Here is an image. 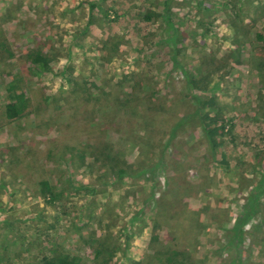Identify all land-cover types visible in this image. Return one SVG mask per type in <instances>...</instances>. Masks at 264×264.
<instances>
[{"label": "rangeland", "instance_id": "1", "mask_svg": "<svg viewBox=\"0 0 264 264\" xmlns=\"http://www.w3.org/2000/svg\"><path fill=\"white\" fill-rule=\"evenodd\" d=\"M263 40L264 0H0V264H264Z\"/></svg>", "mask_w": 264, "mask_h": 264}, {"label": "trees", "instance_id": "2", "mask_svg": "<svg viewBox=\"0 0 264 264\" xmlns=\"http://www.w3.org/2000/svg\"><path fill=\"white\" fill-rule=\"evenodd\" d=\"M263 43H264V40H263ZM34 54H35L34 56L33 54L30 55V61L33 63V65L43 68L46 62L45 57L41 56L37 52H35ZM7 91H8V101L5 104V114H6V117L13 119L17 117L19 114L18 104L23 102L25 98H24L23 93H20L16 90V86L14 82H10L8 84ZM194 101L196 103L195 112L199 115L202 121V125H203L202 127L204 130V133L206 134L208 141L213 148L217 146L218 144V141L216 140L215 136L221 134L220 126L215 125L213 120H211L210 112L208 110L204 111V109L205 107H209V108L213 107L214 98L210 96L204 99L201 96L195 95ZM42 185L45 187V191L47 190H48L47 192L50 191V187L46 181H43ZM49 199L53 200V198H50V197ZM155 237L156 236H154L153 239H155ZM44 264H78V259L76 257H68V256H62L58 258L54 257V258L45 259ZM230 264H234V263H230Z\"/></svg>", "mask_w": 264, "mask_h": 264}]
</instances>
